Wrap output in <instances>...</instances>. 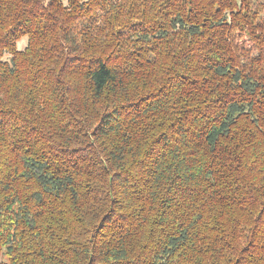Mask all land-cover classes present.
I'll use <instances>...</instances> for the list:
<instances>
[{"label":"trees","instance_id":"1","mask_svg":"<svg viewBox=\"0 0 264 264\" xmlns=\"http://www.w3.org/2000/svg\"><path fill=\"white\" fill-rule=\"evenodd\" d=\"M0 264H264V0H0Z\"/></svg>","mask_w":264,"mask_h":264},{"label":"rangeland","instance_id":"2","mask_svg":"<svg viewBox=\"0 0 264 264\" xmlns=\"http://www.w3.org/2000/svg\"><path fill=\"white\" fill-rule=\"evenodd\" d=\"M26 42H27L26 39L21 40V41L19 42V44H18L19 48H21V49L24 48L25 45H26Z\"/></svg>","mask_w":264,"mask_h":264}]
</instances>
